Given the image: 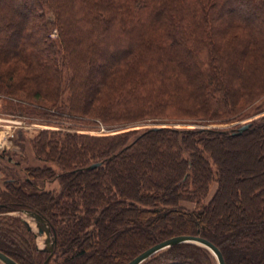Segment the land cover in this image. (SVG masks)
Masks as SVG:
<instances>
[{"label": "trees", "instance_id": "1", "mask_svg": "<svg viewBox=\"0 0 264 264\" xmlns=\"http://www.w3.org/2000/svg\"><path fill=\"white\" fill-rule=\"evenodd\" d=\"M261 95L264 0H0V96L18 116L56 125L95 118L115 127L208 121ZM233 133H41L32 143L34 154L59 171L27 167L23 180L3 181L0 213L34 210L52 228L54 252L37 251L34 234L17 219H0V252L17 264H43L47 258V264H74L93 256L90 247L102 246L101 256L123 236L129 242L136 221L134 237L142 244L132 250L119 245L112 264H126L177 236L209 241L225 264H264V117ZM22 137L18 129L13 142L20 148ZM245 140L263 146L255 159L261 168L232 175L231 161L214 157L216 144L239 143L236 154L245 152ZM92 164L99 166L90 169ZM214 179L217 190L202 204ZM55 181L57 191L43 188ZM182 200L195 202L196 209H183ZM235 236L240 250L231 260L220 238ZM141 264L216 262L200 246L179 244Z\"/></svg>", "mask_w": 264, "mask_h": 264}, {"label": "rangeland", "instance_id": "2", "mask_svg": "<svg viewBox=\"0 0 264 264\" xmlns=\"http://www.w3.org/2000/svg\"><path fill=\"white\" fill-rule=\"evenodd\" d=\"M261 35L262 32L259 33V36ZM68 76H69L68 72L64 70L65 82L67 79H69ZM66 99H67V92L65 93L62 99V102L65 104H66ZM44 104L46 105L45 101ZM6 108H7V103L4 101V97L0 96V120H1L0 127L1 129H4L5 127L4 130H8L7 135L5 136V140H3V142H0V190L4 189L3 181H5L6 179L19 178L20 180H23L25 178V173L23 170H25V168L27 167H43L46 165V166H51L56 172L59 171L55 165L49 162H42L38 160V158L34 154L32 143L33 141H36V139L43 132L57 133L63 131L65 134L94 138V137H114L122 134L137 135L147 129H152V128H171V129H179L185 131L188 130L193 131L199 129L235 131L243 124H246L248 122L251 123L258 121L264 117V95H261V97H259L257 100L249 103L248 105L242 107L241 109H238L239 107H237L238 111H235L234 113L228 112L227 114L224 112L222 113V115H218L219 117H217L216 120L207 121V120L192 119V118H182L178 120L163 119L160 122L145 120V121L133 122L129 125H123L118 127L104 126L95 118H83V119L76 118L77 124L65 123L64 125H56L50 122L48 123L46 120L41 118H30V117L26 118L24 116H18L17 114L11 113L10 111L6 110ZM24 111L28 112L29 109H25ZM18 129H21L23 133V137H22L23 144L21 145L22 148H20L19 146L16 145V143L13 142V140L15 139V133L18 131ZM245 141H246L245 152L242 153L241 151V152H237L236 154H234L235 151L234 148H239L241 146L239 143L223 142L220 144L219 143L216 144L217 151H214V155H215L214 157L219 159V161L221 160V158H228L233 166V168H231L232 175L236 173H240L242 171H245V173H247L253 170L255 172L261 168L259 164H256L255 159L258 152L263 151V146L258 147L256 146V144L251 143L250 142L251 140H245ZM211 167L213 172L215 173L216 166L213 164V162H211ZM58 184L59 183L57 181L52 183H45L43 185V188L48 191L51 190L57 191L59 188ZM217 187H218L217 183L214 179L213 182H211L209 185L205 199H202V204L203 203L206 204L211 200V198L213 197V195L217 190ZM180 205L183 209L187 211L194 210L196 209L195 207L197 206L195 202L189 200L187 201L182 200L180 202ZM221 210L222 213L228 211V210L223 211V209ZM30 213L40 218L44 222V225L46 226L48 231V235L50 236L49 237L50 247H49V251L43 252V254L52 255L56 246V238L48 221L42 218L34 210H31L29 208H23L17 211L3 212L0 213V219H5L3 220V222H7V223L12 222L13 219L14 220L17 219L20 222V226H22L23 229L34 234L37 231L36 227L34 228L30 227V230H28L23 223L24 215ZM233 213L230 212L232 217H234ZM234 220L236 223L240 222L236 218ZM119 224L120 222H117V225ZM137 224L138 223L134 221L132 225L133 228L128 233V236L130 238L129 242L126 240L125 236H123V238L119 239L118 244L113 245L112 248L109 250L107 249L105 252H103L101 256H98L97 253H99L98 251L100 252L103 251L102 246L90 247V249H88V252L90 251V253H92L93 256L76 259L74 261V264H112L117 259L116 257L117 251L120 249V246L123 243L129 244L127 246L131 250L134 249L135 246L142 244L138 238L134 237V235L136 234L135 227ZM140 224L141 227L143 226L145 227V223L141 222ZM232 228L233 226H228L225 228V230H230ZM0 230L1 231L4 230V226L3 228L0 227ZM42 241H43L42 239L37 240L39 247H42ZM220 241L223 243V246H225L226 252L230 255L232 260L233 258L231 255H236V252L240 250L237 236H235L233 239L220 238ZM0 264L2 263L0 262ZM232 264H234L233 260H232Z\"/></svg>", "mask_w": 264, "mask_h": 264}, {"label": "water", "instance_id": "3", "mask_svg": "<svg viewBox=\"0 0 264 264\" xmlns=\"http://www.w3.org/2000/svg\"><path fill=\"white\" fill-rule=\"evenodd\" d=\"M250 125H251L250 122L241 125L238 129H236L234 131L233 135L242 134L244 131H246L250 127ZM97 166H99V164H92L89 168L94 169ZM38 221L43 222L40 218H38ZM23 223L27 227V229L30 230V226H29L28 222L23 221ZM47 233L48 232H46V230H44L40 227L38 228L37 233H34L35 248L39 252H48L49 251V248H47L45 243H44V240H45V237L47 236ZM38 239L43 240L42 241V247H39V245L37 243ZM179 244H193V245L200 246V247L206 249L207 251H209V253L213 256L216 264H225L223 257H222V254L216 246H214L209 241H207L201 237H196V236H177V237L169 238V239L164 240V241L148 248L147 250L143 251L142 253H140L139 255L134 257L132 260H130L126 264H141L144 261H146L147 259H149L150 257H152L153 255L160 253V252H162V251H164V250H166L172 246L179 245ZM0 262L2 264H17L14 260H12L7 255L3 254L2 252H0ZM47 262H48V258L44 261L43 264H47Z\"/></svg>", "mask_w": 264, "mask_h": 264}, {"label": "bare ground", "instance_id": "4", "mask_svg": "<svg viewBox=\"0 0 264 264\" xmlns=\"http://www.w3.org/2000/svg\"><path fill=\"white\" fill-rule=\"evenodd\" d=\"M24 221L28 222L30 227H33V228L36 227L37 230L40 227V228L46 230V232H48L46 226L44 225V223L41 222V221L39 222L38 218L35 215L31 214V213L24 215ZM36 233H37V231H36ZM49 237L50 236L47 233V236L45 237V240H44V243H45L47 248L50 247L49 246L50 245V238Z\"/></svg>", "mask_w": 264, "mask_h": 264}, {"label": "crops", "instance_id": "5", "mask_svg": "<svg viewBox=\"0 0 264 264\" xmlns=\"http://www.w3.org/2000/svg\"><path fill=\"white\" fill-rule=\"evenodd\" d=\"M4 129H5V127H4ZM4 129H1V127H0V140H1L0 142H3V140H5V136L7 135V132H8V130H4Z\"/></svg>", "mask_w": 264, "mask_h": 264}]
</instances>
